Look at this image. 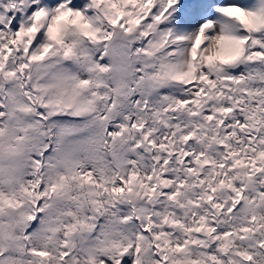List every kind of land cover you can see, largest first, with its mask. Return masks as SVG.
I'll use <instances>...</instances> for the list:
<instances>
[{
  "label": "snow or ice",
  "instance_id": "6c2138e0",
  "mask_svg": "<svg viewBox=\"0 0 264 264\" xmlns=\"http://www.w3.org/2000/svg\"><path fill=\"white\" fill-rule=\"evenodd\" d=\"M0 264H264V0H0Z\"/></svg>",
  "mask_w": 264,
  "mask_h": 264
}]
</instances>
